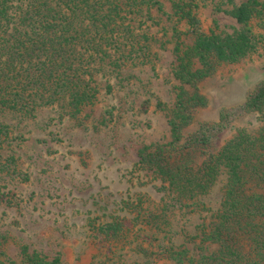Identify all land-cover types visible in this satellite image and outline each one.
<instances>
[{
  "label": "rangeland",
  "instance_id": "1",
  "mask_svg": "<svg viewBox=\"0 0 264 264\" xmlns=\"http://www.w3.org/2000/svg\"><path fill=\"white\" fill-rule=\"evenodd\" d=\"M250 1L143 0L129 15L143 47L95 73L93 106L75 117L59 106L2 116L15 138L3 154L15 164L0 180V262L26 264L23 246L47 261L59 257L60 264H174L161 256L164 248L184 245L191 252L189 236L219 209L225 170L192 209L179 208L160 179L135 164L140 149L178 151L197 130L203 136L210 130L214 150L239 133H264V100L250 103L264 80V18L241 25L231 16ZM242 30L257 43L236 61L193 51L201 35ZM199 158L198 150L180 161ZM114 220L122 230L106 239L99 225Z\"/></svg>",
  "mask_w": 264,
  "mask_h": 264
},
{
  "label": "trees",
  "instance_id": "2",
  "mask_svg": "<svg viewBox=\"0 0 264 264\" xmlns=\"http://www.w3.org/2000/svg\"><path fill=\"white\" fill-rule=\"evenodd\" d=\"M142 1L0 0V180L14 172L15 164L13 155L3 154L15 138L2 116L33 115L38 108L59 106L65 115L75 117L93 106L99 91L95 73L105 65L132 59L131 54L143 47L129 17L139 12ZM231 16L241 25L264 18V2L243 3ZM256 43L247 30L224 38L201 35L193 51L202 59L212 56L233 62L252 53ZM263 100L264 80L254 87L250 103ZM212 140L209 129L205 136L197 130L178 151L139 150L135 169L158 177L160 189L179 208L199 206L198 197L209 192L222 170L227 176L213 220L198 225L202 230L189 236L193 251L184 245L175 250L170 246L161 256L174 264H264V133H239L218 150L208 146ZM198 150L199 160L180 161ZM120 223L99 225V232L106 239L115 238L122 230ZM210 246L216 249L208 252ZM3 255L0 241V258ZM21 256L26 264H60L59 257L47 261L29 254L26 246Z\"/></svg>",
  "mask_w": 264,
  "mask_h": 264
}]
</instances>
